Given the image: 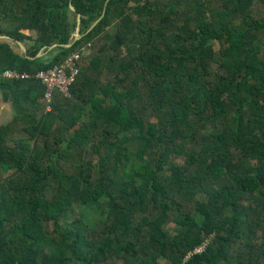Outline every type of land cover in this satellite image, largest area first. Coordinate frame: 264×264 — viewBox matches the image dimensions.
<instances>
[{"label": "trees", "instance_id": "obj_1", "mask_svg": "<svg viewBox=\"0 0 264 264\" xmlns=\"http://www.w3.org/2000/svg\"><path fill=\"white\" fill-rule=\"evenodd\" d=\"M0 36V264H264V0H0ZM77 52L51 112L4 75Z\"/></svg>", "mask_w": 264, "mask_h": 264}, {"label": "built area", "instance_id": "obj_2", "mask_svg": "<svg viewBox=\"0 0 264 264\" xmlns=\"http://www.w3.org/2000/svg\"><path fill=\"white\" fill-rule=\"evenodd\" d=\"M85 48L82 52H85ZM82 52L72 53L61 64L51 67L49 69L40 70L37 74H31L28 72H20L16 69H8L4 72V75L9 78H32L38 77L42 83L46 86L45 102L46 112H51L54 109V101L56 94H60L64 97L71 96V86L76 80L79 73V64L82 59ZM212 240V236L207 238L200 246L195 248L191 254L186 258L188 261L192 256L201 254L206 250Z\"/></svg>", "mask_w": 264, "mask_h": 264}, {"label": "crops", "instance_id": "obj_3", "mask_svg": "<svg viewBox=\"0 0 264 264\" xmlns=\"http://www.w3.org/2000/svg\"><path fill=\"white\" fill-rule=\"evenodd\" d=\"M16 110L10 101H6L0 90V126L11 123L15 118ZM26 135V133H25Z\"/></svg>", "mask_w": 264, "mask_h": 264}, {"label": "water", "instance_id": "obj_4", "mask_svg": "<svg viewBox=\"0 0 264 264\" xmlns=\"http://www.w3.org/2000/svg\"><path fill=\"white\" fill-rule=\"evenodd\" d=\"M70 10L71 11H74V8L72 6H70ZM79 23H80V15L77 14V18H76V29H75V32L73 34V37H74V42L78 41L81 36H80V33H79ZM0 39H4V40H10V41H14V39L10 36H0ZM18 46L20 47V50H21V53L26 55L28 57V49L26 47V45L22 42H17ZM57 45H51L50 47H47L46 49H49V50H52L56 47ZM67 48L71 47V45H66ZM45 50V49H44ZM44 50L41 51L38 55V57H43L45 55L44 53Z\"/></svg>", "mask_w": 264, "mask_h": 264}, {"label": "rangeland", "instance_id": "obj_5", "mask_svg": "<svg viewBox=\"0 0 264 264\" xmlns=\"http://www.w3.org/2000/svg\"><path fill=\"white\" fill-rule=\"evenodd\" d=\"M219 47H220L219 44L216 43L215 44V49L219 50ZM75 209H76V212H77L76 215H78L79 213L82 212V209H80V206H78V205H76ZM168 229H169L170 232L174 233V232H177L179 230V227L176 226L174 223H170L168 225Z\"/></svg>", "mask_w": 264, "mask_h": 264}]
</instances>
